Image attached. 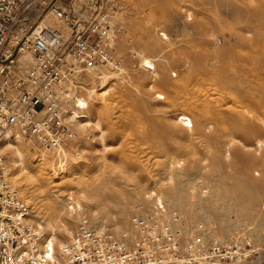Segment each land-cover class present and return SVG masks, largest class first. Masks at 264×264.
Listing matches in <instances>:
<instances>
[{"label":"rangeland","instance_id":"1","mask_svg":"<svg viewBox=\"0 0 264 264\" xmlns=\"http://www.w3.org/2000/svg\"><path fill=\"white\" fill-rule=\"evenodd\" d=\"M42 1L45 4L50 0ZM87 1L57 0L75 5ZM115 22L125 29L113 48V56L121 59L120 68L88 72L78 79L75 91L85 103L89 102L72 135L57 148L61 154L57 149L43 152L18 131L6 130L9 137L1 139L0 153L9 167L10 181L30 206L31 197L38 200L39 195H51L54 189L61 193L66 205H62L58 219L51 222L56 228L71 220L72 233L80 216L90 219L88 216L93 214L103 229L116 225L117 230L128 228L133 205L147 206L151 197H160L167 206L181 212L174 201H167L164 191L172 188L176 180H183L188 184L183 207L189 213H181L189 224L206 228L213 225L209 227L215 231L220 224L221 205L227 207L232 218L221 222L228 228L227 238L218 241L242 237L241 242H249L255 251L252 259L262 253L258 264H264V145H255L258 134L245 139L230 128L236 114L250 119L251 112H256L264 118V0H128L117 11ZM131 52L136 54L135 59L129 58ZM140 58L151 61L155 77ZM91 89L94 98L90 99ZM180 114L189 118L191 127L176 121ZM220 118L228 129L215 135L216 125L209 122L216 121L218 126ZM260 125L264 129V122ZM17 133L19 140L14 137ZM203 133L212 134L213 139H205ZM260 135L264 137L263 130ZM7 142L15 146L26 142L27 150L19 158L11 153ZM245 153L256 159L251 171L255 180L252 192L256 194L253 192L254 200L243 204L244 211L239 207L243 202L220 197L231 175L238 174L241 155ZM257 166L259 170L254 168ZM17 175L26 177L33 186L40 182L43 185L37 188L36 195H31L18 183ZM106 178L114 184L109 183L103 194L125 193L127 213L122 222L113 217L115 213L95 193ZM135 187L139 191L130 196V189ZM212 198L216 199L217 213L200 211L196 204ZM31 210L33 223H41L40 229L48 240L53 231L46 220L34 215L32 206ZM210 234L209 238L214 239ZM55 235L58 243L70 236ZM57 246L54 243V253L59 250Z\"/></svg>","mask_w":264,"mask_h":264},{"label":"built area","instance_id":"2","mask_svg":"<svg viewBox=\"0 0 264 264\" xmlns=\"http://www.w3.org/2000/svg\"><path fill=\"white\" fill-rule=\"evenodd\" d=\"M127 1L0 0V142L16 130L43 152L65 143L86 108L75 91L78 79L120 68L113 48L125 29L115 15ZM9 174L0 153V264H249L255 254L242 237L209 238L206 227L189 224L160 197L134 204L129 226L119 234L80 216L52 253Z\"/></svg>","mask_w":264,"mask_h":264},{"label":"bare ground","instance_id":"3","mask_svg":"<svg viewBox=\"0 0 264 264\" xmlns=\"http://www.w3.org/2000/svg\"><path fill=\"white\" fill-rule=\"evenodd\" d=\"M188 13V12H187ZM189 18V17H188ZM191 18V17H190ZM260 18H261V16H260ZM185 19V18H184ZM50 20H48V23L51 25V26H53V27H55V28H58V27H60V24L56 21V20H51L50 22H49ZM261 22V21H260ZM264 24V23H263ZM198 26V25H197ZM59 29H61V30H64L63 29V27L61 26V28H59ZM210 32H212L211 30H210ZM210 34V33H209ZM208 34V35H209ZM212 34V33H211ZM214 36V35H213ZM208 37V36H207ZM140 62H141V64L142 65H144L145 67L147 66V67H149L150 68V74L152 75V77H155L157 74H156V72L154 71V66H153V64L151 63V61L149 60V59H147V58H140ZM214 65V64H213ZM211 66V65H210ZM148 68V69H149ZM186 68V67H185ZM212 68V67H211ZM213 68H214V66H213ZM213 70V69H212ZM215 71V70H214ZM262 74V73H261ZM103 76H105V74L103 75ZM107 77V76H106ZM105 77V78H106ZM150 77V76H149ZM104 78V79H105ZM102 79V78H101ZM100 79V80H101ZM107 80V78L105 79V81ZM104 82V81H103ZM102 92V91H101ZM104 92V91H103ZM212 92V91H211ZM102 94V93H101ZM217 94V93H216ZM103 95V94H102ZM88 96L90 97V99L91 98H94V91L91 89L89 92H88ZM92 96V97H91ZM104 96V95H103ZM219 96V95H218ZM88 97V98H89ZM99 97V96H98ZM222 97V96H221ZM96 98V97H95ZM214 98V97H213ZM88 100V99H87ZM93 100V99H92ZM95 101V100H94ZM89 102V101H88ZM87 101H86V103L84 102V104H87L88 103ZM92 102V101H91ZM218 102H220V101H218ZM251 102V101H250ZM222 103V102H221ZM252 103H253V101H252ZM251 103V104H252ZM92 104V103H91ZM250 104V103H249ZM88 105V104H87ZM90 105V104H89ZM104 106H106L107 107V105H106V103L105 104H103ZM197 105V104H196ZM195 105V106H196ZM222 105V104H221ZM221 105H220V108H222L221 107ZM244 105V104H243ZM199 106V105H198ZM210 106H212V105H210ZM218 106V105H217ZM216 106V107H217ZM229 106H231V104L229 105ZM245 106V105H244ZM193 107V106H192ZM215 107V108H216ZM219 107V106H218ZM240 107H242V106H240ZM254 107V106H253ZM264 107V106H263ZM214 108V107H213ZM214 108V109H215ZM237 108V107H236ZM256 108V107H255ZM258 108V107H257ZM106 109V108H105ZM211 109H212V107L209 109V111H211ZM217 110L219 109V108H216ZM240 109V108H239ZM241 109H244V107L243 108H241ZM222 110V109H221ZM246 110V109H245ZM223 111V110H222ZM253 111H254V108H253ZM201 113V112H200ZM202 113H203V111H202ZM208 113V112H207ZM222 113V112H221ZM224 113V112H223ZM231 113V112H230ZM234 113V112H233ZM224 114H226V113H224ZM223 114V115H224ZM245 114V113H244ZM190 115V114H189ZM208 115V114H207ZM217 115V114H216ZM222 115V116H223ZM228 115V114H227ZM245 115H247V114H245ZM82 116H85V115H82ZM205 117V116H204ZM229 117V116H228ZM227 117V118H228ZM230 117H231V114H230ZM227 118H226V120H227ZM208 119V118H207ZM225 119V118H224ZM79 120V119H78ZM225 120V121H226ZM80 121V120H79ZM176 121H178V122H181V124L183 123V125H187V126H192V124H191V122H190V120H189V118L188 117H186L185 115H183V114H180L178 117H177V120ZM260 122L262 123V122H264V118L262 117V116H260V114H257L256 112H251V118L250 119H247L243 114H236L234 117H233V123H235V124H233L234 126H232V124H231V129L232 130H234V131H237V132H239L245 139L246 138H248L249 137V135L250 134H252V133H254V134H258L257 136H258V138L256 139V143H255V145L257 146V147H261L262 145H264V137L263 136H261L260 134H261V130H263L264 131V129H261V125H260ZM215 124L216 125V127H214L213 125V127H214V133H215V135H218V133L220 132V131H224L225 129H228V127L225 125V123H224V121H222L221 120V118H220V120H219V122H218V126H217V124H216V121H211L210 120V122H209V124ZM232 123V122H231ZM80 124H81V122H80ZM206 125V124H205ZM172 126V125H171ZM189 127V128H190ZM209 127H211V126H209ZM77 128V127H76ZM206 129V128H205ZM190 130V129H189ZM231 130V131H232ZM166 132V131H165ZM202 133V132H201ZM224 133V132H223ZM227 133H228V135H229V132L227 131ZM169 134V133H168ZM192 134H194V133H192ZM233 134H234V132H233ZM235 134H237L238 135V133H235ZM203 135V137L205 138V139H210V138H212L213 136H212V134H206V133H203L202 134ZM241 135H238V136H241ZM5 137H9V134L6 132V134L4 135ZM172 136H174V135H172ZM177 136V135H176ZM194 136V135H193ZM200 136V135H199ZM236 136V135H235ZM238 136H237V138H238ZM259 136H261V137H259ZM15 139H17V140H19L20 139V136H19V134L17 133L15 136ZM189 137H190V134H189ZM223 137V136H222ZM229 137V136H228ZM7 139V138H6ZM15 139H14V141H15ZM213 139V138H212ZM220 139V138H219ZM240 139V138H239ZM196 140V139H195ZM211 140V139H210ZM227 140V139H226ZM225 140V141H226ZM233 140H235V139H233ZM24 141V140H23ZM232 141V140H231ZM244 141V140H243ZM246 141V140H245ZM17 142V141H16ZM15 142V143H16ZM215 142V141H214ZM213 142V143H214ZM239 142V141H238ZM212 143V142H211ZM234 143H237V141H235ZM19 144H21V143H19ZM25 144H27L26 142H25ZM25 144H22V145H17V146H15V144L13 145V144H11V143H9V142H7V144H6V146H8V147H11L12 148V150H11V153H13L15 156H18L19 158H21L22 157V151H25V150H27V147H26V145ZM217 144V143H216ZM222 144V143H221ZM230 144V143H229ZM242 144V143H241ZM252 144V143H251ZM250 144V145H251ZM232 145H234V144H232ZM245 145V144H244ZM230 146V145H229ZM225 147H226V144H225ZM247 147V146H246ZM251 147V146H250ZM255 147V146H254ZM263 148V147H262ZM5 149V148H4ZM250 149V148H249ZM35 150V149H34ZM58 151L60 150V149H57ZM56 150V151H57ZM227 150V149H226ZM252 150V149H251ZM258 150V149H257ZM55 151V150H54ZM62 151V150H61ZM64 151V150H63ZM260 151V150H259ZM262 151V150H261ZM60 152V151H59ZM58 152V153H59ZM227 152V151H226ZM228 153V152H227ZM226 153V154H227ZM33 154H34V152H33ZM32 154V155H33ZM60 154H61V152H60ZM264 154V153H263ZM58 155V154H57ZM56 155V156H57ZM64 155V154H63ZM189 155V154H188ZM257 155V154H256ZM53 156V155H52ZM61 157H62V155H60ZM67 156V155H66ZM224 156H226V155H224ZM234 156V155H233ZM259 156H261L260 154H259ZM61 157H58V158H61ZM63 157H65V156H63ZM263 157H264V155H263ZM237 158V157H236ZM241 164H240V166H239V168L237 169V172H238V174L237 175H231V182H230V184H229V186L228 187H225L224 188V190H223V196L221 195V197H220V199L221 200H223L225 197H227L229 200L230 199H232V200H234V201H237L238 203H242L239 207L241 208V210H244L245 208L243 207V204L244 203H248V202H251V200H254V195H253V192H252V190H253V183H254V179H253V176H252V174H251V171H252V166H254L253 164H255L256 163V159L254 158V157H252L251 155H247V153H245V154H242L241 155ZM259 159H261V158H259ZM52 161H54L53 159H52ZM51 162V161H50ZM56 162H57V160H56ZM64 162V161H63ZM262 162H263V160H262ZM261 161H260V163H262ZM54 163V162H53ZM52 163V164H53ZM168 163V162H167ZM171 163V162H170ZM56 165H58V163L56 164ZM172 166V165H171ZM260 166V165H259ZM63 167V166H62ZM22 168V167H21ZM254 168H260V167H254ZM230 169V168H229ZM256 169V170H257ZM20 170V169H19ZM259 170V169H258ZM27 171V170H26ZM262 171V170H261ZM35 172V171H34ZM228 172V171H227ZM255 173V172H254ZM257 173V172H256ZM18 174V173H17ZM155 174V173H154ZM151 175V174H150ZM258 175V174H257ZM148 176V175H147ZM146 176V177H147ZM152 176V175H151ZM154 176V175H153ZM191 176H193V175H191ZM259 176V175H258ZM17 178H19V181H18V183H20L21 184V186H23V189L24 190H26V191H28L31 195H36L37 193H36V190H37V188H40V187H42V185H43V183H41L40 182V184H38V186L36 185V186H33L31 183H30V181L29 180H27V179H25L26 177H24V176H20V175H17L16 176ZM15 177V178H16ZM16 178V179H17ZM76 178V177H75ZM110 178V177H109ZM149 178V177H148ZM150 179V178H149ZM224 179V178H223ZM18 180V179H17ZM73 180V179H72ZM105 180V179H104ZM229 181V180H228ZM227 182V181H226ZM256 182H257V180H256ZM109 183H112V184H114V181L113 180H111V179H107L106 178V180L105 181H103V185H101V189H99L98 188V190L95 192L97 195H98V197L100 198V201H101V203H104V204H106L108 207H109V209H111V211L112 212H114L115 213V215L113 214V217H115L116 218V220L118 219V221H119V219H120V221L119 222H122V219H125L126 218V213H127V200H126V197H124V194L125 193H123V192H121V193H118V192H115L116 194H113L112 192H108L107 194L105 193V194H103L102 192L104 191V188H106V186L109 184ZM154 183V182H153ZM228 183V182H227ZM226 183V184H227ZM19 184V185H20ZM188 184H187V182H185V181H183V180H176L174 183H173V187L172 188H169V189H166V191H164V193H165V196H166V199H167V201H174L177 205L176 206H180L181 208H182V211H185V213L186 212H188L187 211V208H184L183 207V205H184V203H185V200L187 199V197H186V194L184 193V191H185V189H186V186H187ZM20 186V187H21ZM110 186V185H109ZM112 186V185H111ZM130 186V185H129ZM225 186V185H224ZM44 187V186H43ZM99 187V186H98ZM134 187V186H133ZM151 188V187H150ZM94 189V188H93ZM96 189V188H95ZM121 189V188H120ZM139 187L137 188V187H135V188H131L130 189V196L131 195H134L135 193H137V191H139ZM222 189V188H221ZM192 191V190H191ZM209 191V190H208ZM35 192V193H34ZM62 192V191H61ZM49 193V192H48ZM190 193V192H189ZM255 193V192H254ZM192 194V193H191ZM256 194V193H255ZM39 195V194H38ZM45 196V197H44ZM164 196V197H165ZM213 196H215V195H213ZM248 196V197H247ZM39 199L37 200V198H32L31 197V199H30V204H31V206H32V208L34 209V212H35V214L34 215H36V216H38L39 218H41L40 220H46L45 222L47 223V226L53 231V234L50 236V237H47L48 238V240L46 241V248L47 249H49L52 253H54V249H53V245H54V243H56V246L58 247V249H60L61 248V246H62V244H63V242L62 241H60L59 243H58V239L56 238V235L55 234H59V235H66V234H69V235H71L72 233H71V231H70V229H71V220L69 219V217L67 218L68 220H70V221H68V222H63V224L61 223V225H57V227L55 228L53 225V222H51L52 220H54V219H58V217L60 216V210H61V207H62V205H66V203H64L63 201H64V199H63V196H62V194L61 193H58V191H56V189H54V190H52V192H51V195L50 194H48V195H46V193H43V194H41V195H39ZM42 197H44L43 199H42ZM96 197V196H95ZM195 196H193V198H194ZM192 198V199H193ZM204 198V197H203ZM215 198V197H214ZM214 198H212L211 200H208V201H204L203 203L201 202H199V204H196L197 205V207H199L201 210L200 211H202V209H204L205 211L206 210H208V211H212V212H215L216 210H217V206H216V199H214ZM210 199V198H209ZM45 200V201H44ZM205 200V199H204ZM219 200V199H218ZM225 200V199H224ZM231 200V201H232ZM44 201V202H43ZM70 203V202H69ZM196 203V202H195ZM231 203H233V202H231ZM235 205H236V203H235ZM263 205V204H262ZM219 206V205H218ZM189 207V206H188ZM224 206H222L221 205V214L219 213V218H218V222H220V224H219V227L215 230V231H213L212 230V232H211V229H210V227L211 226H213V225H209L208 224V226H207V228H208V230H207V233H208V235H209V233H211L210 234V236H212V238H214L215 240H223L225 237H226V235L228 234V228L227 227H225L224 225H222V223L221 222H223L222 220L224 219V218H226L227 220L228 219H230L229 217H231L232 218V216L230 215V213L227 211V207L226 208H223ZM229 207H231V204H230V206ZM238 207V208H239ZM248 207V206H247ZM71 208V207H70ZM199 208H197V209H199ZM222 208L224 209V210H222ZM239 208V209H240ZM244 208V209H243ZM191 209V208H190ZM232 209V208H231ZM192 210V209H191ZM194 210V209H193ZM230 210V209H229ZM252 210V209H251ZM181 211V212H182ZM196 211V210H195ZM224 211V212H223ZM245 211V210H244ZM243 211V212H244ZM256 211V210H255ZM180 211H179V213L182 215V217L187 221V219H186V217L182 214V213H184V212H182L181 213ZM207 212V211H206ZM241 212V211H240ZM252 212V211H251ZM189 213V212H188ZM216 213H217V211H216ZM231 213H232V211H231ZM208 214V213H207ZM211 214V213H210ZM242 214H244V213H242ZM70 216V215H69ZM90 219H89V221H90V223L92 224V222L95 224V225H93V226H95L96 228H99V229H103V227H102V224H97V221H96V218H93L94 217V214H93V217H90V216H88ZM235 217H236V215H235ZM238 217V216H237ZM38 218V219H39ZM72 218V217H71ZM235 219H237V218H235ZM250 219V218H249ZM254 219H256V218H254ZM207 220V219H206ZM125 221V220H124ZM230 221V220H229ZM39 222V221H38ZM116 222V221H115ZM239 222H240V220H239ZM246 222V221H245ZM37 223V222H36ZM44 223V222H43ZM223 223H225V222H223ZM41 223L39 222V223H37L36 225L38 226V227H41V225H40ZM115 224V223H114ZM215 225V224H214ZM239 225V224H238ZM117 227H118V225H116ZM116 226L115 227H113L111 230H113L115 233H117V234H119V233H122V232H124L127 228H124L123 230L122 229H120V230H117V229H115L116 228ZM210 226V227H209ZM215 227V226H214ZM121 228V227H120ZM230 232V231H229ZM71 233V234H70ZM63 237V236H62ZM227 238V237H226ZM57 239V240H56ZM62 242V243H61ZM262 253H260L258 256H256L254 259H252L251 261H250V263L249 264H258V260L260 259V260H262L263 258H262ZM58 264H59V262H58Z\"/></svg>","mask_w":264,"mask_h":264}]
</instances>
